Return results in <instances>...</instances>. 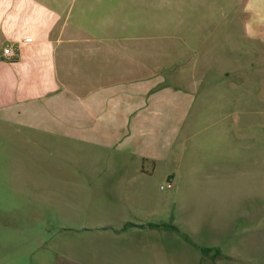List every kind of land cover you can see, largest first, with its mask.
<instances>
[{"label": "crops", "instance_id": "1", "mask_svg": "<svg viewBox=\"0 0 264 264\" xmlns=\"http://www.w3.org/2000/svg\"><path fill=\"white\" fill-rule=\"evenodd\" d=\"M146 7L134 11L132 25L131 12L114 0H0V123L72 139L112 161L107 169L65 172L102 179L92 185L105 186L104 196L87 203L77 238L43 246L37 239V253L25 252L31 264H256V236L229 238L237 223L252 219L229 220L227 210L212 223L204 219L209 202L220 204L230 188L237 202L253 205V163L238 172L237 185L236 166L208 173L203 141H194L204 122L203 82L228 77L212 72L229 66L218 59L227 42L251 67L235 81H254L253 67L264 65V0H154ZM8 47L12 59L4 57ZM155 177L164 183L154 198ZM168 181L173 188L162 189ZM153 203L166 208L163 215L145 213ZM170 210L171 222L149 223ZM163 241L173 243L170 252ZM18 259L2 256L0 264H22Z\"/></svg>", "mask_w": 264, "mask_h": 264}, {"label": "rangeland", "instance_id": "2", "mask_svg": "<svg viewBox=\"0 0 264 264\" xmlns=\"http://www.w3.org/2000/svg\"><path fill=\"white\" fill-rule=\"evenodd\" d=\"M153 1L114 0V5L116 9L131 12L129 22L133 25L139 20L134 11L149 9L150 7L146 6ZM218 59H227L229 66L222 65L212 72L227 73L228 77L222 82H203L208 94L199 98L198 110L200 113L204 111V114L202 113L204 122L202 121L201 127L197 129L199 133L195 140L199 141H194V147L203 141L201 155L205 169L209 170L208 173L211 167L220 166L224 169V165L225 171L233 173L236 166L237 185H240L241 181L238 172L248 169L253 163V186L257 188L258 193L253 197V205H248L251 202L246 199H243V202L239 199L237 202L232 196L236 190L230 188L229 192L226 191L228 193L222 196L220 204L212 200L209 202V208L204 211V219L210 220L211 223L219 220L223 217L217 214L219 210H227L226 217L229 220H236L238 217L243 219L244 216L252 219L247 226L244 225L245 222L237 223L229 238L236 239L242 235L256 236V251L250 250L252 255L250 258H253L256 264H264V65L262 66L263 62L260 60L258 67H253L255 68L253 76L249 77H253L254 81H235L241 78L240 73L245 75L251 69L240 59V52L232 43L227 42ZM237 62L240 64L236 65ZM237 66L242 67L239 69ZM235 73L239 74L234 75ZM247 93H253L255 96L247 97ZM20 129L17 131L11 124L0 123V257L13 259L19 257L20 263L31 264L32 261L25 257V252L37 253L39 244L37 239L41 237L44 240L40 243L43 246L55 237L67 235L73 239L77 238L82 232V229L78 228H82V223L88 216L87 203L104 196L102 191L105 186L101 183L95 187L92 185V182L99 183L102 179L89 177L75 179L65 177V172L107 169L111 168L112 161L101 162L94 148L91 146L81 148L75 145L72 139L65 137L58 139L49 133ZM194 154L198 155L196 150ZM96 157L100 163L95 164ZM233 157L236 159L230 161L229 159ZM233 181L234 178H229L230 185ZM150 183L153 197L161 195L158 189L164 183V179L155 177ZM200 187L201 185L197 189ZM170 193V190H167L162 194ZM76 206L81 209H77ZM165 210L166 208L155 207L153 203L152 208H146L144 211L145 213L155 211L159 217ZM252 210L253 216L250 217ZM71 216H75L80 223L73 222ZM170 216L171 210L162 217V220L155 221L156 217H153L149 223L171 222ZM228 229L229 226H226L224 233L230 234ZM206 232L207 228L202 233ZM159 244L165 246L167 252L171 251L173 245L169 241ZM232 244L228 243L233 248L235 244ZM247 262L245 264H248Z\"/></svg>", "mask_w": 264, "mask_h": 264}, {"label": "built area", "instance_id": "3", "mask_svg": "<svg viewBox=\"0 0 264 264\" xmlns=\"http://www.w3.org/2000/svg\"><path fill=\"white\" fill-rule=\"evenodd\" d=\"M16 56L15 51L8 47L7 49L4 50V57L7 59H12ZM173 188V182L172 181H168L166 186H163L162 189H172Z\"/></svg>", "mask_w": 264, "mask_h": 264}]
</instances>
